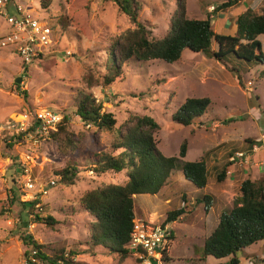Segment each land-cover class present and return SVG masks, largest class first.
Instances as JSON below:
<instances>
[{
    "label": "rangeland",
    "instance_id": "1",
    "mask_svg": "<svg viewBox=\"0 0 264 264\" xmlns=\"http://www.w3.org/2000/svg\"><path fill=\"white\" fill-rule=\"evenodd\" d=\"M10 1L21 4L34 19L54 26L58 32L53 45L44 50L49 53L44 55V52V56L28 66L26 72L15 50L0 48V126L6 127L11 120H22V114L44 108L60 114L66 112L70 117V131L77 137L83 136L85 152L67 156L51 139L37 141L28 135L14 136L13 143L8 132L0 130V212L4 211L0 218V264H25L28 249L22 241L25 235H31L37 243L50 246L52 250L76 246L84 253L76 257L78 264H142L133 253L122 258L103 248L91 249L89 246L94 218L81 208L80 198L87 191L107 184L123 185L127 177L125 173L97 176L85 172L88 155L108 148L113 136L82 125L73 102L79 90H85L103 103L105 110L115 113L118 126L129 114L153 117L159 124L154 137L164 156H178L181 144L186 141L184 160H205L211 175L204 193L215 200L209 211H205L203 205L194 206L197 190L177 168L156 196L134 199V222L146 215H154V220L146 222L164 225L169 211L185 206V215L178 222L168 224L169 227L166 225L175 235L169 244L172 264L227 262L228 259L221 261L207 257L200 260L199 257H202L205 239L218 220V213L234 204L243 180H258L264 173V66L250 69L242 78L243 85H239L234 74L215 59L186 50L176 63L152 61L141 75L133 74L138 69L132 65L127 70L126 80L119 78L109 87H91L87 83L89 79L100 83L106 73V50L111 39L134 29L131 21L120 15L110 0H49L48 8L42 0ZM139 1V22L152 32L151 37L161 39L169 30L176 0ZM215 1V4H207V0H187V17L205 20L211 16L215 31L221 34L224 25L214 12L229 0ZM240 3L249 7L243 1ZM258 11L257 14H261V9ZM61 17L68 20L66 30L59 25ZM7 28L10 30L9 22L0 17V37L8 32ZM258 39L263 41L264 37ZM212 49L217 50L216 41H213ZM18 79L21 82L17 84ZM191 98H209L211 105L191 126L177 125L172 121V115ZM247 141H260L261 153L253 154L250 164L229 171L235 173L234 177L227 176V182L217 183L216 174L227 165L230 152L247 151ZM212 157L217 170L212 168ZM261 160L262 171L255 164ZM69 163H76L80 169L79 181L70 187L54 176L55 171L64 169ZM29 175L38 187L47 185L50 180L58 181L44 195L39 192L36 195L43 206V217L50 216L58 221L54 229L36 223L34 216L22 205L35 200L31 196L33 192L26 188ZM12 189L19 191L14 205L8 203L14 196ZM238 256L242 258L241 264H264V242L249 247L244 255L239 253Z\"/></svg>",
    "mask_w": 264,
    "mask_h": 264
},
{
    "label": "trees",
    "instance_id": "2",
    "mask_svg": "<svg viewBox=\"0 0 264 264\" xmlns=\"http://www.w3.org/2000/svg\"><path fill=\"white\" fill-rule=\"evenodd\" d=\"M42 1L44 7L48 8L50 1ZM110 1L120 15L126 16L131 21L134 29L111 39L106 50V73L100 83H93L92 79H89L88 86L109 87L119 78L126 80V73L129 72L127 70L132 65L138 69L134 70L133 74L141 75L143 69L152 61L176 63L186 50L215 59L234 74L239 85H243L242 78L250 72V69L264 66L263 45L258 39L259 36H264V7L261 14H257L254 7L250 6V1L247 3L250 8L244 7L238 16L236 34L231 36L216 32L211 16L205 20L189 19L187 0H176V11L170 20L169 30L161 39L151 37L152 32L139 22L141 11L139 0ZM242 1L229 0L218 7L214 14L218 16L220 12L237 7ZM211 3L215 4L216 1L207 0V4ZM214 14L212 16H216ZM59 23L61 28L66 30L67 18L61 17ZM51 27L56 36L58 31L56 32L54 26ZM213 41H216L217 50L212 49ZM42 57L43 55L39 59ZM26 68L28 66L24 67L25 72ZM262 76L264 77V71ZM73 102L75 114L83 126H90L98 132L113 136L108 148L88 155L85 172L90 171L97 176L125 173L127 177L123 185L107 184L87 191L80 198L81 208L94 218L90 227L91 249L103 248L122 258L129 256L131 252L126 245L130 242V235L135 225L134 196H156L177 168L182 170L185 179L197 190L194 206L203 205L205 211L210 210L215 200L204 193L211 175L210 170L205 160L199 162L184 160L187 155L186 141L181 144L178 156L166 157L157 147L154 134L159 129V124L153 117L129 114L125 122L118 126L117 115L105 110L103 103L85 90H79ZM210 105L209 98L187 99L172 115V121L177 125L189 127L195 119L202 118L206 114ZM62 115V122L57 131L51 132L49 139L56 143L64 155L85 152L82 145L83 136L77 137L71 132L68 113L62 112ZM8 135L15 143L14 136ZM247 142L253 144L251 141ZM235 152L237 151L230 152L228 160ZM237 168L238 165L228 161L227 165L216 174V182L222 184L226 181L229 171ZM79 173L77 164L69 163L64 169L55 171L54 176L59 178L61 184L70 187L79 181ZM234 173L235 171L230 176L234 177ZM29 176L31 178V175ZM13 183L16 181L13 180ZM239 190L240 195L235 198L233 206L219 215L216 228L205 239L200 260L213 257L217 260L228 259L222 264H240L239 253L244 255L249 247L264 242V175L258 180H243ZM12 191L14 196L8 200L10 205H14L18 200L19 191L16 189ZM40 204L39 197L34 201L22 203L24 208L29 210V214L34 216L36 223L54 229L59 224L58 221L50 216L43 217L42 204V207H38ZM185 213V206L179 210L169 211L164 226L178 222ZM3 216L4 211H1L0 218ZM170 234L169 240L172 241L174 234L173 232ZM22 241L28 248L26 255L34 249L42 263L78 264L75 261L76 257L84 254L76 246L52 250L50 246L37 243L31 235L23 236ZM50 252L53 254L50 255ZM166 262L171 264L172 259L166 257Z\"/></svg>",
    "mask_w": 264,
    "mask_h": 264
},
{
    "label": "built area",
    "instance_id": "3",
    "mask_svg": "<svg viewBox=\"0 0 264 264\" xmlns=\"http://www.w3.org/2000/svg\"><path fill=\"white\" fill-rule=\"evenodd\" d=\"M10 4V0H0V17H5L10 24V30L0 37V48L15 50L22 59V64L30 66L44 52V55L49 53L44 50L53 45L55 33L49 24H43L34 19L29 10L21 4L15 3L13 11H10ZM22 118V120H11L6 127L0 126V130L12 136L28 135L37 141H47L51 132L57 131L63 115L50 108H44L37 112L22 114ZM261 150L262 147L255 143L247 151L235 152L230 156L229 161L238 166H243L245 163L250 164L252 155L260 153ZM56 185V179L40 187L35 185L31 178L26 181V188L33 192L32 199L38 198H36L37 192L44 195L47 189ZM170 236L167 226H155L140 219L135 223L130 242L126 247L141 260L142 264H153V261L156 264H168L166 257H171L169 254ZM37 255V251L31 249L26 255L25 264H45L37 258Z\"/></svg>",
    "mask_w": 264,
    "mask_h": 264
},
{
    "label": "crops",
    "instance_id": "4",
    "mask_svg": "<svg viewBox=\"0 0 264 264\" xmlns=\"http://www.w3.org/2000/svg\"><path fill=\"white\" fill-rule=\"evenodd\" d=\"M12 1H16V0H12ZM250 2L249 3H251L250 4V6L251 7H254V11L257 13V12H259L258 11V9L260 10H262V8L264 7V0H249ZM243 2L244 3H248V0H243ZM14 3H11L10 4V9L12 10H14ZM242 4L239 2V5L237 6V7H234V8H232L231 10H229V11H226V12H220L219 14H218V19H219V17L221 18V20H220V22H223V25H224V27H223V31H222V33L221 34H225V35H231V36H234L235 34H236V30H237V20H238V16L242 13V11H243V9H244V6H241ZM236 10H238L237 11V13H235V11ZM234 15V17H232ZM225 28H227V30H225ZM7 31H8V28H7ZM259 37H264L263 35H261V36H259ZM258 37V38H259ZM262 42V45H263V48H264V40L263 41H261ZM259 143H260V141H259ZM258 143V144H259ZM262 151V150H261ZM261 153V152H260ZM213 161V166H212V168H216V167H214V164L216 163V161L214 160V157H212L211 158ZM219 160V159H218ZM262 160H263V158H262ZM260 161V163H255V164H257L256 166L257 167H259L258 169H260V171H262L263 169H262V167H263V161ZM254 163V162H253ZM183 174V173H182ZM260 175H264V173L262 172ZM226 182H227V179H226ZM206 191V188L204 189V192ZM137 196H145V197H152V196H150V195H136V196H134V199L137 197ZM233 206V205H232ZM231 205H230V208L232 207ZM211 209V208H210ZM214 209V208H213ZM213 211H215V209L213 210ZM222 213V212H221ZM221 213H218V215H220ZM149 215H146L145 216V218L144 219H142V220H145V221H152V220H154V218H155V216L153 215L152 217H148ZM217 224H218V220L217 221H215V223L213 224L214 226V228L213 229H211L210 230V232H209V234H211L212 232H213V230L216 228V226H217ZM174 225V224H173ZM168 227H169V225H168ZM175 236V235H174ZM209 237V236H208ZM207 237V238H208ZM247 250V249H246ZM246 250H245V252H246ZM172 259V262H171V264L173 263V258H171ZM176 259L179 261L180 260V258L177 256L176 257ZM240 259V258H239ZM225 260H227V259H224L223 261H225ZM241 260H242V258L240 259V264H241ZM222 261V260H221ZM223 262H221V264H222Z\"/></svg>",
    "mask_w": 264,
    "mask_h": 264
},
{
    "label": "clouds",
    "instance_id": "5",
    "mask_svg": "<svg viewBox=\"0 0 264 264\" xmlns=\"http://www.w3.org/2000/svg\"><path fill=\"white\" fill-rule=\"evenodd\" d=\"M253 144H255V143H253ZM253 144H249V147L247 148V149H250V147L253 145ZM258 144V143H257ZM259 145V144H258ZM260 146V145H259ZM230 171H232V170H230ZM230 175L231 174H228V176L230 177ZM164 226V225H163ZM170 258H172V257H170Z\"/></svg>",
    "mask_w": 264,
    "mask_h": 264
},
{
    "label": "water",
    "instance_id": "6",
    "mask_svg": "<svg viewBox=\"0 0 264 264\" xmlns=\"http://www.w3.org/2000/svg\"><path fill=\"white\" fill-rule=\"evenodd\" d=\"M20 82H21L20 79H18V80L16 81L17 84L20 83ZM153 264H156L155 261H153Z\"/></svg>",
    "mask_w": 264,
    "mask_h": 264
}]
</instances>
